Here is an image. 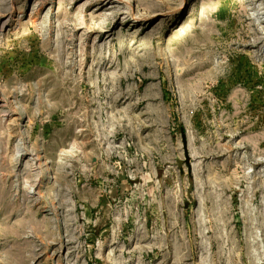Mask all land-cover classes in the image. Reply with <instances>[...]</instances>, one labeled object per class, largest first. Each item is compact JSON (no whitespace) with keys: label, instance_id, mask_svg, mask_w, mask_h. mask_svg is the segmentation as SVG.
<instances>
[{"label":"rangeland","instance_id":"obj_1","mask_svg":"<svg viewBox=\"0 0 264 264\" xmlns=\"http://www.w3.org/2000/svg\"><path fill=\"white\" fill-rule=\"evenodd\" d=\"M0 264H264V0H0Z\"/></svg>","mask_w":264,"mask_h":264},{"label":"bare ground","instance_id":"obj_2","mask_svg":"<svg viewBox=\"0 0 264 264\" xmlns=\"http://www.w3.org/2000/svg\"><path fill=\"white\" fill-rule=\"evenodd\" d=\"M89 3V1H85L82 3V6H85ZM188 4V3H187ZM186 6V5H185ZM82 8V7H81ZM184 10V6L182 5L181 8H180V11H183ZM131 13V12H130Z\"/></svg>","mask_w":264,"mask_h":264}]
</instances>
